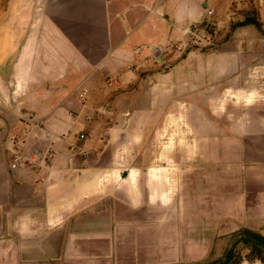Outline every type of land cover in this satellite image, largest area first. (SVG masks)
<instances>
[{
    "label": "crops",
    "instance_id": "1",
    "mask_svg": "<svg viewBox=\"0 0 264 264\" xmlns=\"http://www.w3.org/2000/svg\"><path fill=\"white\" fill-rule=\"evenodd\" d=\"M14 2L19 12L0 14V264H173L203 259L219 238L228 248L242 226L264 231L261 99L209 148L201 184L175 192L172 205L161 190L139 198L102 189L114 138L127 140L139 122L111 108L108 82L138 81L136 62L186 37L208 9L230 17L234 0ZM251 3L264 21V0ZM250 33L254 82L262 83L264 36ZM226 48L232 69L251 68L242 43ZM48 151L54 156L45 158ZM16 157L30 160L13 168Z\"/></svg>",
    "mask_w": 264,
    "mask_h": 264
},
{
    "label": "rangeland",
    "instance_id": "2",
    "mask_svg": "<svg viewBox=\"0 0 264 264\" xmlns=\"http://www.w3.org/2000/svg\"><path fill=\"white\" fill-rule=\"evenodd\" d=\"M14 1L0 0V14L15 9L19 12L20 6L15 7ZM251 1L239 5L233 2L230 17L217 12L207 17L200 31L204 37L201 44L178 50V43L187 39L181 36L158 47L159 52H149L146 64L136 62L133 66L138 81L114 89L108 82L111 108L126 110L128 116L139 115V122L130 128L127 140L114 138L110 148L113 165L110 175L103 178L102 189L134 190L139 198L142 193L157 195L161 190L168 206L173 204L175 192L196 189L201 184L199 177L207 168L209 148L221 145L223 134H231L230 127L238 115L251 113L254 103L264 100V80L254 82L255 38L250 33L257 29L264 36V21L260 27L239 25L246 13L259 12ZM239 43L245 46L250 61L251 68L246 70L229 66L232 59L226 47L237 51ZM148 112L152 116L145 118ZM125 125L123 122L121 127L128 128ZM121 203L118 199L117 205ZM119 212L123 217L130 215L122 214L121 209ZM132 216L137 224L134 236L140 237L142 215ZM259 237H264L263 230L242 226L231 230L228 248L219 238L213 252L203 259L173 264H240L258 255L264 257V249L253 246Z\"/></svg>",
    "mask_w": 264,
    "mask_h": 264
},
{
    "label": "built area",
    "instance_id": "3",
    "mask_svg": "<svg viewBox=\"0 0 264 264\" xmlns=\"http://www.w3.org/2000/svg\"><path fill=\"white\" fill-rule=\"evenodd\" d=\"M250 0H234V2L239 5L245 2H248ZM214 9H208L207 11V17H210L214 14ZM205 22V20L203 21H199V22H195L193 24H191V26L187 29L186 31V37L187 39L185 41H181L180 43H178L177 45V49L178 50H185L187 49L189 46H196L201 44L204 41V37L203 35H201L200 31L202 30V24ZM110 83H114V80H110ZM81 139H86L87 135L85 133H82L80 135ZM85 154H87L84 151ZM45 158H50L54 156V152L53 151H48L47 153L44 154ZM30 159H23L22 157H16L15 158V162L12 164L13 168H16L20 165L21 162L27 163L29 162Z\"/></svg>",
    "mask_w": 264,
    "mask_h": 264
},
{
    "label": "trees",
    "instance_id": "4",
    "mask_svg": "<svg viewBox=\"0 0 264 264\" xmlns=\"http://www.w3.org/2000/svg\"><path fill=\"white\" fill-rule=\"evenodd\" d=\"M259 17V18H258ZM248 24H255L257 26H261V19H260V13L253 11L252 13H246L245 18L243 19L242 22L239 23V25H248ZM254 248H261L264 249V237H259L254 240ZM230 255V254H229ZM249 260L254 261V260H259L264 263V257L258 255L254 259L250 258Z\"/></svg>",
    "mask_w": 264,
    "mask_h": 264
}]
</instances>
